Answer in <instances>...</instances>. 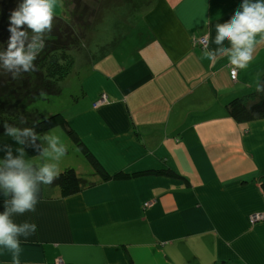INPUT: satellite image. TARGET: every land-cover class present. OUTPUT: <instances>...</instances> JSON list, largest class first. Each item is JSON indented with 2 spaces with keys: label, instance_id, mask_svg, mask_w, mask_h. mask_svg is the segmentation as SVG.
<instances>
[{
  "label": "crops",
  "instance_id": "obj_1",
  "mask_svg": "<svg viewBox=\"0 0 264 264\" xmlns=\"http://www.w3.org/2000/svg\"><path fill=\"white\" fill-rule=\"evenodd\" d=\"M241 3L154 0L122 15L109 53L71 69L69 85L78 89L63 115L106 173L171 170L189 185L156 176L102 182L61 133L66 154L33 163L73 168L88 184L66 198L44 185L36 211L13 217L37 224L22 244L21 264H264L257 181L264 174V119L237 124L225 110L259 84L264 41L236 81L227 56L203 55L229 47L215 44V25L230 22ZM62 8L59 0L56 16ZM199 37H207L205 48L193 46ZM102 94L108 102L95 108ZM0 141V159L3 143L19 157L17 140L0 131ZM0 264H11V254L0 253Z\"/></svg>",
  "mask_w": 264,
  "mask_h": 264
},
{
  "label": "trees",
  "instance_id": "obj_2",
  "mask_svg": "<svg viewBox=\"0 0 264 264\" xmlns=\"http://www.w3.org/2000/svg\"><path fill=\"white\" fill-rule=\"evenodd\" d=\"M61 1L64 5L67 3L70 11H68L67 17L55 15L51 32L43 35V47L38 52L34 62L37 65V70L18 73L13 78L10 72L0 68V131H5L4 123L13 127H34L35 132L39 135L60 129L102 182L128 181L144 176H156L184 180L189 185L184 178L171 170H148L136 173L117 172L110 175L104 171L95 157L84 146L63 114L54 113L50 116H44L38 112L27 111L30 106L38 101L60 94L59 83L69 75L73 67V52L80 50V47L84 46V42L88 41V36L96 31L98 22L102 19V10L108 2V0L106 3L105 0ZM118 1L128 4L131 13L136 15L141 8L151 4L154 0H110L109 4ZM17 3L18 0H0V53H6L8 50V43L12 35L8 31V16L17 6ZM22 39H25L27 50V45L33 42V34L29 30L28 36ZM115 45L116 41L113 40L99 47L97 53L91 55L92 59L109 53ZM2 63L3 61L0 60V65ZM12 71L16 72V69H12ZM259 83L264 85V74ZM41 93L44 95L41 96ZM225 110L237 124L264 119V91L258 92L256 87L254 91L248 94L234 97L225 104ZM20 139L24 141L22 146L25 148L29 159L39 157V152L29 146L30 137L21 136ZM35 143L41 145L39 139ZM257 181L264 195V174L260 175ZM87 184L73 168H66L60 171L58 178L47 186L57 188L59 197L66 198L79 193ZM44 197V185H41L38 198L40 200ZM128 264H132V262L129 260Z\"/></svg>",
  "mask_w": 264,
  "mask_h": 264
},
{
  "label": "clouds",
  "instance_id": "obj_3",
  "mask_svg": "<svg viewBox=\"0 0 264 264\" xmlns=\"http://www.w3.org/2000/svg\"><path fill=\"white\" fill-rule=\"evenodd\" d=\"M59 0H18L17 6L8 16V31L11 32L8 50L0 53L3 61L0 68L10 72L15 78L18 73L36 71L34 63L37 54L43 47L42 37L51 32L55 10ZM27 26L26 28L24 26ZM29 30L33 34V42L25 47V39ZM264 41V0H242L240 9L234 13L230 22L215 25V44L222 46L228 42L229 47H219L213 54L208 48L203 55L210 61L217 57L227 56L231 68L232 79H236L237 70L247 69L254 59L257 45ZM12 69H16L13 72ZM257 91H264L259 83ZM44 93H41L43 96ZM5 135L11 136L21 145V136L30 137L29 146L39 152L44 161L52 157L59 161L66 154V145L61 137L51 133L39 135L34 127H13L4 123ZM47 141L36 145L35 141ZM2 143V141H0ZM5 157L0 159V253L11 254V264H21L22 244L37 231V224L30 220L15 222V215H24L36 211L39 203L38 193L41 185L51 184L59 176L57 163L43 162L39 165L27 157L24 147L17 148L18 158L12 157V147L3 143ZM54 154V155H53Z\"/></svg>",
  "mask_w": 264,
  "mask_h": 264
},
{
  "label": "rangeland",
  "instance_id": "obj_4",
  "mask_svg": "<svg viewBox=\"0 0 264 264\" xmlns=\"http://www.w3.org/2000/svg\"><path fill=\"white\" fill-rule=\"evenodd\" d=\"M107 0H105L106 3ZM62 3V14L61 16L67 17L68 11H70V8L67 7V3L65 5ZM66 2V1H65ZM110 0H108L107 4H105L106 7L102 10V19L98 22V26L96 28V31H94L92 34H90L87 38L88 41L84 42V46L80 47V50L73 52L74 57V66L73 72L81 66L80 64L83 62V64L87 61L88 58H91V55H94L97 53L99 47H102L105 45V43H110L113 40L116 42L119 41V35L115 33L119 29L123 27V23H121L122 15H127L128 11H130V6L128 4H125L124 2H114L112 4H109ZM58 16V15H57ZM117 17V22L115 21V18ZM116 22V23H115ZM113 30V32H112ZM88 52H90L89 55H86ZM87 57V58H86ZM77 63V64H76ZM82 64V65H83ZM76 65V66H75ZM79 66L77 69L75 67ZM75 69V70H74ZM75 71V72H76ZM69 76L64 78L62 81H60V94L58 96L53 97H46L34 105L30 106L27 110L28 112H38L41 115L44 116H50L54 113H61L65 112L67 110V105L69 103V99L71 96L68 95H76L77 94V82L75 85H69ZM68 100V103H67ZM58 132H54V135H61L64 134L60 129L56 130ZM65 136V134H64ZM66 137V136H65ZM65 139L68 140L66 137Z\"/></svg>",
  "mask_w": 264,
  "mask_h": 264
},
{
  "label": "built area",
  "instance_id": "obj_5",
  "mask_svg": "<svg viewBox=\"0 0 264 264\" xmlns=\"http://www.w3.org/2000/svg\"><path fill=\"white\" fill-rule=\"evenodd\" d=\"M192 44L193 46H200L202 48H205L207 46V37H199V38H193L192 39ZM229 76L231 81H236V79H232L231 76V69H229ZM237 78V77H236ZM108 102L107 96L102 94L100 95V97L98 98V100L95 102L94 107H99L103 104H106ZM149 203H145L144 206H149ZM262 216L260 215H256L253 219H260ZM55 264H64L61 260H57Z\"/></svg>",
  "mask_w": 264,
  "mask_h": 264
}]
</instances>
